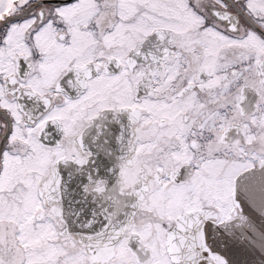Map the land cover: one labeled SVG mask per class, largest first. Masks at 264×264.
I'll list each match as a JSON object with an SVG mask.
<instances>
[{
  "label": "snow or ice",
  "instance_id": "snow-or-ice-1",
  "mask_svg": "<svg viewBox=\"0 0 264 264\" xmlns=\"http://www.w3.org/2000/svg\"><path fill=\"white\" fill-rule=\"evenodd\" d=\"M0 264H264V0H0Z\"/></svg>",
  "mask_w": 264,
  "mask_h": 264
}]
</instances>
